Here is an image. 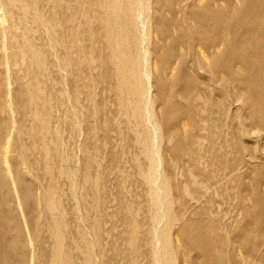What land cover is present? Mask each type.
<instances>
[{
    "label": "rangeland",
    "instance_id": "1",
    "mask_svg": "<svg viewBox=\"0 0 264 264\" xmlns=\"http://www.w3.org/2000/svg\"><path fill=\"white\" fill-rule=\"evenodd\" d=\"M21 1L0 0V264H157L165 254L163 240L155 237L158 225L168 231L170 264H207L211 256L220 264H262L264 241L251 254L238 233L246 213L255 210L254 234L264 236V126L254 124L255 103L247 102L249 94H264V77L251 79L246 65L229 53L250 51L242 39L256 37L248 29L259 21L249 15L251 8L241 15L243 4L233 10L238 0H206L210 22H193L197 0H164L173 12L164 19L163 42H177L182 33L189 37L180 72L173 81L165 75L168 65L156 38L146 41L145 58L170 91L175 85L172 113L188 123L193 137L186 140L176 122L160 128L156 175L141 155L134 118L139 112L130 105L138 97L121 91L114 66L97 58L107 54L98 18L112 0H65L63 11L56 0H33L45 18H57L47 32L33 21L29 1ZM152 2L146 15L138 13L147 25L157 17ZM86 5H95L97 21ZM174 20L179 27L172 26ZM91 27L96 32L89 42ZM262 28L264 22L255 33ZM56 40L61 46H54ZM84 46L91 50L90 66L83 62ZM211 48H222L230 71L212 73L198 62L196 53L213 56ZM39 52L46 60L36 68L32 54ZM158 89L152 78L151 104L161 116ZM189 101L193 110L185 115ZM163 180L172 222H159L152 203L151 191ZM257 200L261 210L254 207ZM183 228L185 236L197 232L208 245L184 247Z\"/></svg>",
    "mask_w": 264,
    "mask_h": 264
},
{
    "label": "bare ground",
    "instance_id": "2",
    "mask_svg": "<svg viewBox=\"0 0 264 264\" xmlns=\"http://www.w3.org/2000/svg\"><path fill=\"white\" fill-rule=\"evenodd\" d=\"M23 1L24 3H27L29 1L28 6L29 7L32 6L34 8V9L31 8L33 9L32 11L34 12L33 21L42 24L44 31L47 32L48 28L50 29L56 28L57 18L55 16L51 17L50 19H47L45 18L44 14L39 11L37 3H35L33 0H28V1L23 0ZM87 1H89L90 3L96 2V0H87ZM205 1L206 0H197L198 10L195 11L192 15L193 22H204V23L210 22L211 19L209 18L210 11L209 9H207V3ZM253 1L255 2L252 3ZM55 2L58 3L59 8L62 11L66 8L65 4L67 5V3L65 0H56ZM152 3L154 4H151V6L154 5V9H155L154 14L157 15V17L154 16V20L152 22L149 21L148 25L146 20L144 18H141L142 15L140 14L146 12V10L152 9L149 5V0H112L108 5L102 6V9L105 12L98 18V21L104 27V30L101 33L103 40L102 48H103V52L107 54L105 56L101 54L97 55V58L101 59L104 62H109L114 66L113 73L116 77L118 87L121 91L131 93L133 97L134 96L138 97L134 99L133 102L130 103V105L135 109V111L139 112L134 118H135V125L137 126L141 134V136L139 135V141H141L140 143L141 155L143 156L144 159L149 161V164L151 162V170L154 171L156 175H158V171H157L158 164L155 158L157 156L156 143L158 142V146H159L160 144L159 141H161V136L159 134L160 128L161 127L164 128V126L166 127L168 126L167 128L164 129H169L170 128L169 125L176 122L177 126H179V129L182 131L179 132L182 133L181 135L184 136L186 140H192L193 136L191 135L192 133L190 134L188 123L186 121L183 124L180 121L177 122L179 118H176L172 113L175 111L176 106L173 102L170 101V97L174 93L173 90L175 88V85H172V91H170L167 85L164 84L159 79V73L157 71V68L154 67L153 69H149L147 64L148 59L145 58V56L148 54L145 47L146 41L148 42L150 38L151 39L156 38L160 42V44L158 45V49L162 52L163 59L165 63L168 65V70L165 72V75L169 78L170 81H173L177 73L180 72V69L178 67L181 66L180 64H182L181 62H183L185 55V54L183 55L181 48L184 45H188L187 43L188 41L186 42L188 36L182 33L181 35L179 34L180 36L177 38V42L176 40L173 39L171 41H168L167 43H164L162 40V38L164 39L163 30L165 29V27H163L164 19H166L169 16V14L173 12V10L170 9V6H167L165 4L164 0H153ZM236 4L239 5L243 4L242 8L245 7L241 11V15L247 13L249 8H251L250 12L252 13L248 12L249 15L252 14L253 15L252 19H256L259 21L257 24H254L252 27H249L248 29V32L249 33L253 32L252 35L256 37L255 38L253 37L254 39L249 40L247 38L248 36H246V38L242 39L243 43L249 45L250 51L242 53L243 50L241 51L236 49L237 52L234 53L235 50L232 49V52L230 51L229 53H231L232 55H237L239 59V63L246 65L247 67L246 74L250 76L251 79L253 78L255 81H260L264 77V28L260 29L259 31L257 30L255 33V27L259 23L264 22V0H238V2L234 3L233 10L236 9ZM161 5H162L161 8H163V10L159 7ZM91 7L92 6H90V9ZM85 8L87 12L90 10V9L87 10L88 9L87 5L85 6ZM25 9L26 8L22 6V10L24 11ZM203 9L205 11H203ZM158 10L160 13L158 12ZM139 12L142 13L138 14ZM87 14H89L94 20L97 21V16L92 12V9L91 12ZM241 18L243 21L242 16ZM172 26L179 27L180 26L179 21L174 20V25L172 24ZM147 27H148V31L145 33L144 30H146ZM150 27L152 29V33L151 31H149ZM220 27H222L223 29L228 26L220 25ZM89 32H88L90 34L89 42H91L93 39V37L91 36H94L96 32V28L91 27ZM65 36H67L65 35V33H61L59 36V40H61L63 44L66 46V42L63 41V38ZM177 43L179 45H177ZM219 43H217L216 46L219 45ZM55 45L61 46L58 40L54 41V46ZM192 45H194L193 42ZM184 48L186 47L184 46ZM231 48H234V46ZM221 49H217L216 51L214 50V48L213 49L211 48V50L209 49L210 51H214L215 53L213 52L214 54L212 56L211 55L212 53L210 54V52L208 51L209 52L208 57L203 53L201 54L196 53V55H199V57H197L198 62H200L202 65L208 66V70L211 71L212 73H214V71L217 70L216 68L222 71L225 69H229L228 66L227 68L226 67L224 68L225 66L224 63L227 60L228 56H226V60H225V55L221 57L222 55L220 54L222 52ZM48 52H52V48H50ZM86 53H87V57L83 59V62L87 63V66H90L92 65V62L94 60L91 59V50L88 46L86 47ZM154 54L155 51H153V53L151 52V56H154ZM171 57L174 59V61L166 62L167 58H171ZM32 60L34 66L36 68L38 67L40 68L41 66H43L44 60L46 59L44 58V53L39 52L32 54ZM59 64H60V59L58 60V65ZM61 64L66 65L67 60H62ZM220 64L224 66L223 67L217 66ZM221 67L223 69H221ZM228 71H230V69L225 70V72ZM183 72H181V76L184 75L185 78H190L188 74ZM204 72L206 71L204 70ZM217 73L218 71L216 72V75ZM152 78L156 84V89L159 88L158 90H156L158 91L157 93H159V96L157 98L161 99L164 103V114L161 116L158 114L154 115L151 104L149 83ZM188 80L191 81L190 79ZM254 94H249L251 100L248 99L247 102H252L254 100L255 103V107L253 109V112L255 113L254 124L258 127H263L264 126V94L261 93L259 95H254ZM184 110H185L184 111L185 115L191 113L192 112L191 110H193L192 102L190 103L189 101L186 105V108L184 107ZM189 119L190 118L188 117V121ZM171 154L172 157L176 159L177 152H172ZM193 167H194L193 169L194 170L196 169L197 171L196 170L195 171L198 172V168H195L196 165ZM210 176L211 175L208 174V177ZM67 177L70 181H73L74 179V176L71 173H67ZM155 177L156 176L154 175L153 179H155ZM208 181L209 180H206L198 184L200 185V187L202 185L206 186ZM168 191H169V187L167 186L166 180L162 181L161 188L156 187V189L154 188L151 191V197L153 199L152 203L158 208L157 211H159L157 212L158 214L156 216L159 222H161L165 218H168L170 222L174 220L169 209ZM258 203L259 201L257 200L255 202L254 207L261 210V208L257 206ZM254 211L255 210L246 213V218L248 219V221L244 223V225L240 228L238 233L240 240L244 244L248 245L247 251L249 250L248 253L251 254L255 252V247L257 246V244L260 243L261 241H264V236L260 237L258 234L257 235L254 234L257 233V229L253 228V225L256 226L255 223L253 222V217L255 216ZM158 226H159L158 228L160 229L158 230V233L156 231L157 235H155V237L159 236L163 240L165 254L163 255L162 258L157 259V264H170L171 260L169 259V253H171L172 251L170 249L168 231L166 230V227H163L161 229V226L160 225ZM185 230H186L185 228L181 230L182 236L184 237L181 244L184 247L193 246V248L201 247L200 249H204V247L208 245L206 244L207 242L203 235H199L197 232H194V233H188L185 236ZM82 236L83 238H85L87 234L85 232H82ZM218 259L219 258H215L211 256L209 257L207 264H220L221 259L219 260ZM260 262L264 264V256L260 257ZM88 264H92V263L89 261ZM233 264H238V263H233Z\"/></svg>",
    "mask_w": 264,
    "mask_h": 264
}]
</instances>
